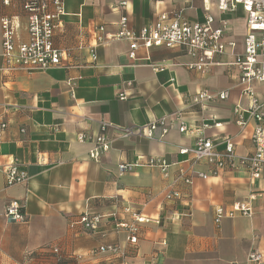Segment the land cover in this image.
Masks as SVG:
<instances>
[{
  "label": "crops",
  "instance_id": "obj_1",
  "mask_svg": "<svg viewBox=\"0 0 264 264\" xmlns=\"http://www.w3.org/2000/svg\"><path fill=\"white\" fill-rule=\"evenodd\" d=\"M118 2L65 0L67 15L55 33L54 46L66 56L57 69L8 70L0 22V264H42L50 258V246L66 258L83 255L80 264H247L248 254L256 249L264 264V169L261 179L246 168L210 175L213 166L193 165L189 156L180 154V148H191L200 138L214 140L220 151L223 139L232 138L241 156L255 150V121L241 131L234 114L237 105L250 106L235 65L248 32L246 14L241 8L219 12L216 0H128L123 10ZM15 5H0V17L12 18L17 43H22L29 37L28 23L20 3ZM179 14L190 23L204 22L210 15L214 27L226 25L228 47L205 74L185 66L191 58L182 47L152 49L150 62L163 68L156 71L144 61L149 55L144 49L137 53L139 61H131L128 42L107 40L118 31L122 15L131 29L139 30L161 15L171 24ZM101 36L106 39L103 44ZM91 48L97 51L96 60ZM252 88L264 99V84L254 82ZM207 89L228 91L230 97L202 105L190 101ZM122 93L127 95L124 100ZM164 117L168 132L162 141L121 137L118 130ZM105 121L114 125L108 130L113 144L94 161L89 158L93 144L77 136L98 135ZM183 124L186 133L179 129ZM138 157L142 162L150 157L166 160L169 177L164 179L153 166L120 176L119 165ZM13 162L28 180L8 187L5 168ZM182 169L191 185L179 179ZM195 172L210 176L199 178ZM171 191L179 197L168 200L166 192ZM11 200L24 203L25 223L7 220L4 211ZM234 203L249 204L253 215L227 217L217 225L216 209L228 211ZM85 214L102 216L100 227L90 233L71 229L69 224ZM132 214L147 220L139 225L137 244L129 243L127 232L115 225L132 222ZM109 245L121 247L125 255H91ZM66 258L60 264H67Z\"/></svg>",
  "mask_w": 264,
  "mask_h": 264
},
{
  "label": "built area",
  "instance_id": "obj_2",
  "mask_svg": "<svg viewBox=\"0 0 264 264\" xmlns=\"http://www.w3.org/2000/svg\"><path fill=\"white\" fill-rule=\"evenodd\" d=\"M205 1V0H204ZM15 2L20 3L22 11L26 15L28 40L26 42L17 43L13 28L12 18L6 14L1 15L2 22V52L8 70L14 72L24 71L31 73L33 71H45L49 69L60 68L62 60L66 56V52L57 49L54 46L55 33L58 30L61 20L67 15V6L65 0H0V5L8 8H14ZM219 12L235 13L241 8L246 14L247 35L244 39V50L235 56V65L240 71V83L245 86L244 96L250 100V106L237 105L234 114L237 119L236 125L242 131L250 121H255L253 130L252 143L255 148L253 154L241 156L236 153V148L232 138H225L221 142L224 150L217 149L219 144L212 139L200 138L191 148H180V154L189 156L193 165L199 162H205L213 166L210 175H218L227 169L239 170L246 168L250 171L255 179H261L264 169V99H259L252 83L259 82L264 84V0H216ZM117 7L120 10L128 6V0H119ZM182 15L176 16V20L171 24H165L166 15H161L159 20L147 25L139 30L129 27V19L126 15H122L118 23V31L115 35H108L107 40L118 41L124 40L128 42L130 52L128 58L131 61H139L137 53L144 49L149 55L144 59L156 71H162L154 63L150 62V52L154 48H177L182 47L186 50V54L191 58V62L185 66L189 69L198 70L205 74L207 70L215 64L214 59L223 54L227 49L224 41L225 23L219 27H214V17L208 15L204 22H188ZM104 27L99 28V32L103 33ZM104 36L99 38V43L105 42ZM235 47L234 44H229ZM93 60L97 59V51L91 48ZM120 99L124 100L127 95L122 93ZM230 97L228 91L215 92L212 90H204L190 99L197 104L219 103ZM216 126H220L216 124ZM208 127L204 124L203 128ZM114 128L109 122L100 123V133L96 136L88 137L84 133L78 134L77 138L82 143H92L93 147L89 153V158L99 161L112 147L113 141L108 137V130ZM180 132H188V127L182 125ZM121 137H141L147 140L162 141L168 132L167 121L163 119L151 121L147 125H135L132 127L118 128ZM160 130V133L157 131ZM138 157L134 163L119 165V175L132 172L138 167H158L164 179L169 177L168 170L171 165L166 161L157 157H150L146 162L141 161ZM5 178L8 187H14L19 184L26 183L27 175L22 172L13 162L5 168ZM196 176L208 179L210 175L195 172ZM186 184L191 185L192 179L186 176L185 171H180V177ZM168 186L167 188H170ZM179 197L176 192H166V198L173 200ZM25 205L21 200H11L5 206V216L11 223H25L27 215L24 212ZM127 212L130 210L125 209ZM251 217L253 209L246 203H234L231 210L218 207L215 212L214 222L220 225L223 219L235 218L237 216ZM103 217L100 215L85 214L77 221L69 224L71 229H80L84 232H94L100 227ZM146 219L140 214H132V222L116 223L119 230L127 232V240L131 244H137L139 239L137 234L139 225L146 223ZM50 258H46L42 264H60L66 258L59 254V249L50 246ZM113 254L124 256L121 247L116 245L101 246L91 253L92 256L97 254ZM31 253L27 254L30 256ZM50 259L55 262H49ZM67 264H80L84 261L83 255H74L67 257ZM247 264H262V254L259 250H251L248 254Z\"/></svg>",
  "mask_w": 264,
  "mask_h": 264
}]
</instances>
